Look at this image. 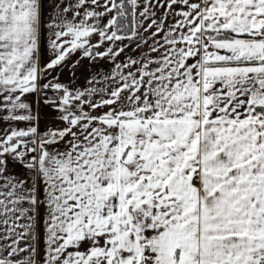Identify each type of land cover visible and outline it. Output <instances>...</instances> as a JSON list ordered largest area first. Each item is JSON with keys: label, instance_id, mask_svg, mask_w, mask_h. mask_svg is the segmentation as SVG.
<instances>
[{"label": "snow or ice", "instance_id": "obj_1", "mask_svg": "<svg viewBox=\"0 0 264 264\" xmlns=\"http://www.w3.org/2000/svg\"><path fill=\"white\" fill-rule=\"evenodd\" d=\"M0 264H264V0H0Z\"/></svg>", "mask_w": 264, "mask_h": 264}]
</instances>
